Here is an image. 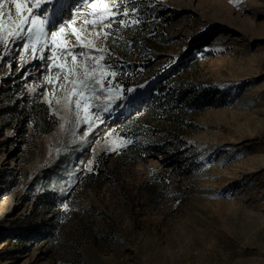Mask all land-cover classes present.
<instances>
[{"label": "rangeland", "instance_id": "1", "mask_svg": "<svg viewBox=\"0 0 264 264\" xmlns=\"http://www.w3.org/2000/svg\"><path fill=\"white\" fill-rule=\"evenodd\" d=\"M63 1L57 28L86 10ZM136 6L105 45L123 99L83 140L41 62L0 44V264H264V0Z\"/></svg>", "mask_w": 264, "mask_h": 264}, {"label": "snow or ice", "instance_id": "2", "mask_svg": "<svg viewBox=\"0 0 264 264\" xmlns=\"http://www.w3.org/2000/svg\"><path fill=\"white\" fill-rule=\"evenodd\" d=\"M230 2L239 7L243 0ZM48 3L51 0H0V44L5 45L7 56L10 52L18 54L14 48H9V44L22 41L23 52L30 51L32 59L41 62L45 82L41 89L53 85V97L57 95V88L62 90L63 94L55 103L67 117L61 116L60 119L72 125V135L86 125L83 140L96 134V122H104L100 113L110 111L112 99H123L114 95L115 86L110 77H114L117 70L115 65L107 62L112 52L105 45H115L123 40L117 35L119 29L140 24V9L136 0H83L81 8L86 10L78 11L57 28L52 26L48 9L43 7ZM77 24L78 27L73 26ZM93 34L94 39H89ZM21 59L25 57L21 56ZM54 68L58 70L54 76L44 74ZM29 91L36 92L37 89ZM48 103L51 107L52 100L48 99ZM60 127L63 129L64 124ZM130 142L120 140L122 146ZM110 150L116 151L115 148ZM88 171H92L91 166ZM64 208L67 210V205Z\"/></svg>", "mask_w": 264, "mask_h": 264}, {"label": "trees", "instance_id": "3", "mask_svg": "<svg viewBox=\"0 0 264 264\" xmlns=\"http://www.w3.org/2000/svg\"><path fill=\"white\" fill-rule=\"evenodd\" d=\"M133 151V147L132 146H129L128 148H126L125 150L121 151L120 152V155H129V153H131ZM106 154L105 153H101L98 158H97V165L101 162L104 161V158H105ZM152 176V175H151ZM151 176H149V178H147L145 181H144V186H150V181H151ZM157 176H159V174H157ZM159 185V183H158ZM153 187L150 188V192L152 193L153 192ZM34 228H30L26 233L27 235H24V240H26V238L30 235V233L32 232Z\"/></svg>", "mask_w": 264, "mask_h": 264}, {"label": "bare ground", "instance_id": "4", "mask_svg": "<svg viewBox=\"0 0 264 264\" xmlns=\"http://www.w3.org/2000/svg\"><path fill=\"white\" fill-rule=\"evenodd\" d=\"M56 0H54V2H55ZM53 2V1H52ZM64 3V1L63 0H57V5H56V7L58 6V8H61V5ZM52 4V3H51ZM50 4V5H51ZM49 5V6H50ZM51 8L53 9V8H55L54 6H52L51 5ZM49 9V8H48ZM256 72H257V70H256ZM2 203L1 204H3L2 206L3 207H8L9 208V204L8 203H11L12 204V199H6V198H4L2 201H1ZM10 204V205H11ZM2 208V207H1ZM7 209V208H6ZM8 210V209H7Z\"/></svg>", "mask_w": 264, "mask_h": 264}]
</instances>
